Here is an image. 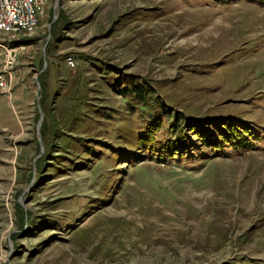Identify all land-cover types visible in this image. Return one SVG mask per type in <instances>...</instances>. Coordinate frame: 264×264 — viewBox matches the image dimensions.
<instances>
[{
  "label": "rangeland",
  "instance_id": "374dc122",
  "mask_svg": "<svg viewBox=\"0 0 264 264\" xmlns=\"http://www.w3.org/2000/svg\"><path fill=\"white\" fill-rule=\"evenodd\" d=\"M0 75V264H264V0H45Z\"/></svg>",
  "mask_w": 264,
  "mask_h": 264
},
{
  "label": "built area",
  "instance_id": "2783aa9c",
  "mask_svg": "<svg viewBox=\"0 0 264 264\" xmlns=\"http://www.w3.org/2000/svg\"><path fill=\"white\" fill-rule=\"evenodd\" d=\"M44 2L45 0H0V41L11 42L32 35L43 13ZM6 49L10 53L7 62L11 64L15 62V53L11 52V47ZM66 63L74 64L71 55L66 57ZM0 78V85H4V78L1 75Z\"/></svg>",
  "mask_w": 264,
  "mask_h": 264
},
{
  "label": "trees",
  "instance_id": "16d2710c",
  "mask_svg": "<svg viewBox=\"0 0 264 264\" xmlns=\"http://www.w3.org/2000/svg\"><path fill=\"white\" fill-rule=\"evenodd\" d=\"M130 90H132L134 93H135V95H136V97H138V98H140V99H143L144 98V94H145V90H146V88H144V86L143 85H139V84H135V85H133L131 88H130ZM161 102V101H160ZM159 105H162V102L161 103H159ZM179 117H182V116H179ZM176 122V121H175ZM177 123V122H176ZM189 125V124H188ZM191 126V125H190ZM240 131L241 130H239L238 128H236V131L235 132H230V133H228L227 134V136L225 137L227 140H230V139H232V138H238L241 134H244V133H241V134H239L240 133ZM195 132H201L200 134L202 135L201 137H202V140H204V141H206L207 143H210V144H216V145H220L221 143L219 142L220 141V138H218V137H216V138H214L213 139V141H211L212 140V138H211V140H210V137H208L204 132H202V131H200V130H198V129H195ZM245 132H249V130L247 129V130H245ZM246 134V133H245ZM165 145V147L167 146L168 148L169 147H171L172 146V148H174L173 147V144L170 142V141H168V142H165L164 143Z\"/></svg>",
  "mask_w": 264,
  "mask_h": 264
},
{
  "label": "water",
  "instance_id": "95a60500",
  "mask_svg": "<svg viewBox=\"0 0 264 264\" xmlns=\"http://www.w3.org/2000/svg\"><path fill=\"white\" fill-rule=\"evenodd\" d=\"M37 89H39V85H37Z\"/></svg>",
  "mask_w": 264,
  "mask_h": 264
},
{
  "label": "bare ground",
  "instance_id": "6f19581e",
  "mask_svg": "<svg viewBox=\"0 0 264 264\" xmlns=\"http://www.w3.org/2000/svg\"><path fill=\"white\" fill-rule=\"evenodd\" d=\"M29 37V36H28ZM14 49V48H13Z\"/></svg>",
  "mask_w": 264,
  "mask_h": 264
}]
</instances>
